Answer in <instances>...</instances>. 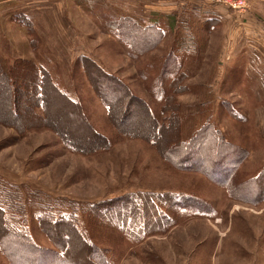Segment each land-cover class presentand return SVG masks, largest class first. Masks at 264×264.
<instances>
[{
	"label": "rangeland",
	"instance_id": "374dc122",
	"mask_svg": "<svg viewBox=\"0 0 264 264\" xmlns=\"http://www.w3.org/2000/svg\"><path fill=\"white\" fill-rule=\"evenodd\" d=\"M247 4L0 0V202L26 207L12 222L51 249L46 221L74 214L107 264H264V197L242 187L264 172V0ZM35 66L72 101L46 80L47 114L33 108Z\"/></svg>",
	"mask_w": 264,
	"mask_h": 264
},
{
	"label": "trees",
	"instance_id": "16d2710c",
	"mask_svg": "<svg viewBox=\"0 0 264 264\" xmlns=\"http://www.w3.org/2000/svg\"><path fill=\"white\" fill-rule=\"evenodd\" d=\"M127 28L132 30L134 28V22L129 21V23H126L124 25H121L119 28ZM120 32V31H117ZM143 35L145 37L146 42H151L152 36L150 31H144ZM89 62L92 64V62L89 60ZM27 65L32 66V62H25ZM23 63H19L21 65ZM93 67L94 64H92ZM18 67V66H17ZM30 69H33L34 75L36 76V82H37V88H36V97L35 101H37L36 105H33V108H36L37 106H40L43 111L46 113V102H45V92L43 90L44 88V82L47 80L49 81V84L54 88L56 92H58L60 95L64 96L66 99H69V101H72L65 93L61 92L60 89L52 82L50 75H48L47 71L39 70L36 66L30 67ZM97 69V68H96ZM0 72L5 76L8 77V79H12V77L7 74V72L3 69V66L0 64ZM102 70L99 69V76L105 80V78H108V76L105 75ZM110 79V78H109ZM115 81V80H114ZM119 85H121L118 81ZM11 82L9 81V84ZM105 84V83H103ZM121 87L123 90H126L122 85ZM98 88V87H96ZM100 88V87H99ZM100 97L104 99H108V95L103 90L98 89L97 90ZM115 94V98L119 99L121 98V95ZM109 106L112 105V102H114V99L110 98L108 100ZM7 102V100H6ZM32 111V110H31ZM3 114V113H2ZM32 114V112H31ZM5 116L8 114L4 113ZM47 119V118H46ZM45 120V118H43ZM207 138L210 139V145L208 147V151L213 153V151L216 150V146H214V143L216 141H220L221 138L218 134L214 133L212 130H209V128L204 129V133L197 136V138ZM214 141V143L212 142ZM176 148L178 151H176L173 156L179 155L178 152H180V148H185L186 145L181 144V140L179 141L177 139ZM187 147V146H186ZM190 147V146H189ZM191 148V147H190ZM173 151L171 148L169 150ZM190 152V150H187V154ZM226 152L223 148L222 153ZM219 156V155H218ZM189 158V159H188ZM186 158L182 156L181 162H190L192 161V157ZM181 165V164H180ZM193 166V162H190V169ZM189 169V170H190ZM264 176V172L261 174ZM232 176V174H231ZM258 177L254 180L247 181L242 187L252 188L255 192V198H262L264 197V177ZM224 182H227V179L223 180ZM242 189V188H241ZM250 190L249 192H251ZM3 194V193H2ZM1 195V194H0ZM31 196H28L30 198ZM5 203L4 205L0 202V246L3 248L5 254L10 259L12 264H36V261L40 260H48L49 264H107V258L103 254L102 250L99 249L98 244L91 236H86L85 233L82 232V230L79 227V224L77 223V219L74 214L70 217H62L60 219H57L55 221H46L49 224L48 229V236L51 238V242L54 245V248L46 249L40 245H38L31 237V234L27 227L24 225H21L20 227H17L16 224H14L13 217L9 218V214L7 213V209L14 212V214H25L26 207L24 204H22V200L19 196V192L13 193V191L7 193L6 197L4 198ZM127 202H132L131 199H128ZM139 203V202H138ZM136 201L132 205L124 204L123 206H105V209L101 211V208L98 210H94L93 213H91L90 218V224L92 225L95 220L97 221L101 217H107L110 213L114 212L116 209L119 211V213L125 217L132 216L133 213L131 210L133 207L135 208ZM6 204V206H5ZM97 206H93V209ZM104 207V205L102 206ZM116 211V212H117ZM98 217V218H97ZM134 218V217H133ZM110 221V218L107 220ZM105 221L99 222L96 226L98 229L99 227L105 226ZM122 226H126L125 221L122 223ZM80 239L84 244L85 248V254L79 255L74 254L69 255L70 250L72 248L73 240L74 238ZM25 253V254H24ZM69 253V254H68ZM29 261H28V259ZM28 261V262H26Z\"/></svg>",
	"mask_w": 264,
	"mask_h": 264
},
{
	"label": "built area",
	"instance_id": "2783aa9c",
	"mask_svg": "<svg viewBox=\"0 0 264 264\" xmlns=\"http://www.w3.org/2000/svg\"><path fill=\"white\" fill-rule=\"evenodd\" d=\"M218 4L227 5L230 9L243 12L247 9V0H215Z\"/></svg>",
	"mask_w": 264,
	"mask_h": 264
}]
</instances>
